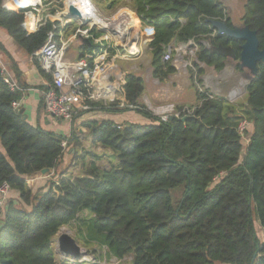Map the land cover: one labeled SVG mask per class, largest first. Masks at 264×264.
Here are the masks:
<instances>
[{
	"label": "trees",
	"instance_id": "trees-1",
	"mask_svg": "<svg viewBox=\"0 0 264 264\" xmlns=\"http://www.w3.org/2000/svg\"><path fill=\"white\" fill-rule=\"evenodd\" d=\"M242 1L243 25L257 33L263 50L264 0ZM31 10L32 6H5L0 0V30L27 56L42 48L54 26L47 21L30 34L24 22ZM132 10L143 27L154 30L151 65L160 82L177 72L172 62L163 61L172 44L196 43L199 63L217 72L226 68V58L210 55L202 42L232 47L241 71L244 42L216 34L211 25L221 21L233 27L220 0H132ZM94 48L92 42L81 44L80 55ZM3 59L24 91L13 92L5 84L0 66V186L9 184L18 197L0 208V264H59L53 240L75 221L88 222L113 257L130 256L131 264H264V63H258V74L247 86L245 106L199 90L194 80L204 70L195 64L196 73H191L199 104L191 113L177 106L180 115L167 121L140 105L144 80L129 73L126 107L97 105L95 111H133L149 124L82 122L94 147L117 161L102 169L97 154H78L81 143L74 126L70 136L56 134L31 125L21 109L13 108L32 87L19 82L21 73L0 42ZM243 122L248 124L244 135L239 129ZM69 149L72 162L82 164L78 176L69 173V166L60 170ZM44 170H49L46 176L53 172V178L46 190L34 192L27 181ZM83 211L90 213V220L79 217Z\"/></svg>",
	"mask_w": 264,
	"mask_h": 264
},
{
	"label": "built area",
	"instance_id": "built-area-1",
	"mask_svg": "<svg viewBox=\"0 0 264 264\" xmlns=\"http://www.w3.org/2000/svg\"><path fill=\"white\" fill-rule=\"evenodd\" d=\"M87 1L91 4L87 16L73 4L82 14V17L78 18L71 16L69 12L71 4L68 0H62L63 7L55 16H50L51 22L54 23L53 30L49 32L42 48L32 55V58L39 62L45 75L50 77L40 90L44 112L52 120L69 123L72 128L73 126L75 128L84 114L95 111L97 105L108 107L116 103L120 107H126L124 91L126 77L117 63L121 60L134 61L140 57L144 39L145 46H148L154 35L153 28L143 27L133 10L121 8L115 15L105 17L89 0ZM42 10V3L37 2L27 13L24 27L30 34L36 33L47 22L40 19ZM133 19L137 20L136 24L133 23ZM69 26L72 28L69 29ZM215 33L217 34L216 31ZM82 39L92 42L95 48L83 56L79 53L75 59L70 55L72 44L75 42L83 44ZM193 44L195 43L189 42L187 45ZM187 45H180L179 48L175 44L170 45L163 61L172 62L173 54H179ZM0 66L5 84L13 92L24 91L11 76L7 64L0 61ZM12 106L15 110H20L21 102H14ZM171 112H175L173 105L158 111L163 121L168 120ZM247 125V122H243L239 127L243 135ZM63 148L67 149L66 141L63 142ZM29 180L31 179H28V184ZM10 192L9 184L4 183L0 186V208L6 207Z\"/></svg>",
	"mask_w": 264,
	"mask_h": 264
},
{
	"label": "rangeland",
	"instance_id": "rangeland-1",
	"mask_svg": "<svg viewBox=\"0 0 264 264\" xmlns=\"http://www.w3.org/2000/svg\"><path fill=\"white\" fill-rule=\"evenodd\" d=\"M4 5H11L13 0H2ZM30 2L29 0H26ZM62 0H36L35 3H42L43 10L40 13V19L42 22L50 21V16H55L56 12L63 7L61 5ZM99 11V13L105 17H110L115 15V12L121 8H127L132 11V0H89ZM225 8L227 9L229 16L233 19L236 25H243L242 17L244 16V5L245 2L242 0H220ZM87 0H68V3L75 4L79 10L87 16L89 12L87 10ZM34 3V4H35ZM33 4V5H34ZM53 10H56L55 13H52ZM126 13V11H124ZM38 18V17H37ZM133 23H137L136 19H133ZM137 30V28H135ZM5 34V33H4ZM5 36H7L5 34ZM146 41V39H144ZM144 41V45L142 48V54L140 57H137L134 61H118L117 65L124 73L126 77L129 73L135 74L139 77H142L145 84V90L143 95L141 96L139 103L141 106L148 108L151 112H153L156 116H159V109L169 108L170 106H174L175 112H171L170 114H178L176 111L177 106H181V101H186L189 103V106L186 108L191 109L192 107H196L199 102L196 97V88L194 82L197 83V88L201 91H210L212 95L224 98L230 103L236 106H245L247 103V86L249 82L245 80L242 76L241 71L238 70V62L233 61L227 63L226 68L222 72H217L213 68L207 67L204 64H200L197 60V53L199 52L200 46L196 43L192 46H188L183 48L179 54L174 53L172 65L176 68L177 72L170 75V77L164 81L160 82L158 79L153 76V68H152V59L153 55L151 49L148 46H145L146 42ZM0 42L4 45L8 41L6 37L0 38ZM204 46L209 47L208 42H202ZM177 45V44H175ZM178 44L177 48L180 47ZM5 47V45H4ZM6 48V47H5ZM7 49V48H6ZM81 47L78 42L72 44V52L70 55L76 59L78 54L80 53ZM8 51V50H7ZM13 60L15 61L18 70L21 73L19 82L22 84H27L25 82L26 77L21 70L19 65V61L17 58H21L22 60L27 59L29 63L27 66L32 65L36 67V69L40 72V66H38V61L32 56L25 55L22 51L18 49L17 53L11 54ZM72 57V56H70ZM6 64V61L3 59L2 61ZM195 64L200 65L204 70V74L199 77V79L192 80L191 71L195 72L194 66ZM10 71L13 72L15 78L17 79L13 69L10 65H8ZM41 73V72H40ZM42 75V74H41ZM43 76V75H42ZM195 79V78H194ZM28 85V84H27ZM30 86V85H29ZM120 107V106H119ZM123 108V107H121ZM193 110L191 109V112ZM97 111H93L87 114H84L82 117L95 113ZM103 113V112H100ZM129 114L127 121L124 123H137V120H141L142 116L136 114L133 111L121 113V114ZM107 114L111 113H105ZM121 114H113V115H121ZM144 118V117H143ZM145 119V118H144ZM119 120V118H118ZM86 121V119H82L77 123V125H81L82 122ZM142 121V120H141ZM76 126V135L80 139L81 147H78V154L83 155L84 151L89 153L97 154L100 159H97V164L102 169H109L111 166L116 165L117 161L114 157H111L109 154H105L104 150L101 148L94 147L92 139L89 135V131L86 128H83V133H79L78 130L80 126ZM79 127V129L77 128ZM58 134L65 136V134H70L71 129L68 128L67 125H60L59 129L55 130ZM72 132V131H71ZM79 135V136H78ZM69 150L65 154V158L63 161V165L60 167V170H64L67 166H69V173L72 176H78L81 174L82 164L73 163V157L69 154ZM87 163L91 162V157H87ZM41 175V174H40ZM40 175L34 176L30 178L28 187L32 188L34 192L44 191L47 188L48 181L53 178L54 173L51 172L50 175H47L45 178ZM11 199L13 198V193L11 194ZM81 219L88 221L91 219L90 213L88 211H83L80 216ZM73 222L69 226L63 227L59 234L53 240V250L55 253L56 261L59 264H131L132 258L130 256L126 257L123 260H118L110 254V251L107 246L102 244V239L95 235L93 231L89 229L88 222ZM256 228L259 236H262L263 231L260 227L259 223H256ZM67 234L73 239L76 240L77 245L80 248L82 253L81 258L78 260L72 259L71 256L65 255L60 251L58 244V236ZM222 264V263H217Z\"/></svg>",
	"mask_w": 264,
	"mask_h": 264
},
{
	"label": "water",
	"instance_id": "water-1",
	"mask_svg": "<svg viewBox=\"0 0 264 264\" xmlns=\"http://www.w3.org/2000/svg\"><path fill=\"white\" fill-rule=\"evenodd\" d=\"M69 12L72 17H82L81 12L73 4L69 6ZM211 25L218 35H224L228 38L244 42L241 47L239 66L240 69L243 70V78L249 83L252 82L258 74V63H264V49H260L257 33L255 31H252L247 25H236L231 28L225 22L221 21H213L211 22ZM81 42L83 44H88L89 46H91L90 41L87 39H82ZM208 49L210 50V55L216 54L232 61L236 60V54L232 47L209 46ZM24 112V109L20 110V114H24ZM48 173L49 170H44L41 174L46 175ZM58 244L60 251L65 255L71 256L74 260H78L81 258L82 253L79 246L77 245L76 240L69 235H59Z\"/></svg>",
	"mask_w": 264,
	"mask_h": 264
},
{
	"label": "crops",
	"instance_id": "crops-1",
	"mask_svg": "<svg viewBox=\"0 0 264 264\" xmlns=\"http://www.w3.org/2000/svg\"><path fill=\"white\" fill-rule=\"evenodd\" d=\"M2 37H4V38L6 37V40L8 41L6 44H4L5 47L7 48L8 52L12 55H13V53H17L19 48L15 45V43L8 36H5V34L2 30H0V38H2ZM71 52H72V49H71ZM17 59L19 61V65L21 67V70H23V73L25 74V77H26L25 82L28 85H30V87H32L25 92V97L21 101V109L25 110L24 114H25L28 122L33 126L40 125L43 129L48 130V131H52L56 134H58V133L55 130L59 129V126L62 124L67 125L68 128H70L72 131L71 124L66 123V122H60V121L52 120L44 112V107L42 109L40 108V105L42 102L40 90L44 88V84L46 82L45 75L42 74L41 71H40L41 72L40 73L36 69V67H34L32 65L27 66V63H29L27 59H25V60L24 59L22 60L21 58H17ZM6 64H7V66L10 65L7 62H6ZM9 72H10L11 76L16 80L13 72H11L10 70H9ZM180 105L188 107L189 103H187L186 101H181ZM127 115H129V114L128 113L127 114H121V115L107 114V116H106L105 113H100L99 111H97L95 113H92V114L85 116L84 118L82 117L79 121H81L82 119H86V120H107L108 119V120L114 121L117 124H123L128 119V117H126ZM118 118H119V120H118ZM141 120H137V123L149 124V120L144 119L143 117L141 118ZM77 126H80V129H81V130H78V132L80 134L83 133L84 127H82V125H79V124ZM75 128H76V126H75ZM77 128L79 129V127H77ZM71 131H70V134L69 133L65 134V136H70L72 133ZM75 133H76V130H75ZM105 154H109V153L105 152ZM40 176L43 177L42 174ZM9 196H11V192H10ZM16 197H17V194L15 192H13V198H16ZM2 220H3V218L0 217V228L2 226Z\"/></svg>",
	"mask_w": 264,
	"mask_h": 264
},
{
	"label": "bare ground",
	"instance_id": "bare-ground-1",
	"mask_svg": "<svg viewBox=\"0 0 264 264\" xmlns=\"http://www.w3.org/2000/svg\"><path fill=\"white\" fill-rule=\"evenodd\" d=\"M29 1L30 2H28L26 0H13L11 5H15L17 7H20V6H32L36 2V0H29ZM69 4H73V3H69ZM86 6H87V10L89 11V9L91 8V4L88 3Z\"/></svg>",
	"mask_w": 264,
	"mask_h": 264
},
{
	"label": "flooded vegetation",
	"instance_id": "flooded-vegetation-1",
	"mask_svg": "<svg viewBox=\"0 0 264 264\" xmlns=\"http://www.w3.org/2000/svg\"><path fill=\"white\" fill-rule=\"evenodd\" d=\"M233 26H236V24L234 23ZM235 61V60H233ZM232 60H229V59H226V63H230V62H233ZM241 73H243V70H241Z\"/></svg>",
	"mask_w": 264,
	"mask_h": 264
}]
</instances>
